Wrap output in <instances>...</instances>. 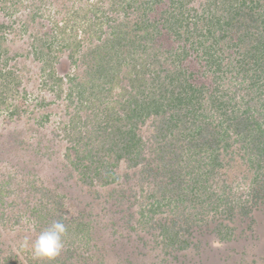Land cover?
Masks as SVG:
<instances>
[{
  "label": "rangeland",
  "instance_id": "rangeland-1",
  "mask_svg": "<svg viewBox=\"0 0 264 264\" xmlns=\"http://www.w3.org/2000/svg\"><path fill=\"white\" fill-rule=\"evenodd\" d=\"M16 1L0 0V23L10 26L2 31V34L7 31L9 39L5 44L2 42L0 62L4 72L12 69L18 76L11 85L0 83L5 101L0 105V255H16L24 264H31L29 258L43 260L33 254L31 243L54 221H61L66 226V234L63 250L55 258L57 264H264V188L260 186L259 195L254 196L258 204L251 203V191L259 186L254 182L257 172L243 143L234 142L235 136L227 155L229 165L218 174L232 188L228 194H235L229 200H240L250 208L251 213L246 217H240L239 212L234 219L227 217L230 211L211 213L205 222L193 225L189 232L180 231L185 220L180 218V212L175 213L167 205L172 189H160L162 178L146 171L148 167L144 165L129 168L122 162L112 169L118 180L111 185L105 186L97 180L90 185L85 181L83 167L78 170L73 164L77 160L75 149L82 156L87 151L85 148L98 150L102 140L100 131L96 133L97 128L102 125L108 133L112 130L108 127L112 117L105 111L124 113L122 106L127 105L129 95L120 86L129 84L132 68L126 63L132 60L123 56L122 65L113 64L122 84L114 85L113 89L108 86L103 93L93 90L91 97L85 95L83 100L74 96V102L70 103L68 76L77 74L78 81L87 80L81 63L74 67L70 50H59L65 40L55 43L49 53L45 49L40 59L33 53V44L39 36L46 40L50 33V37H65L74 45L77 36L70 27L78 22L81 32L87 30L82 24L94 20V13L88 9L97 0H18L16 11L12 9L8 17L2 8H10ZM33 6L42 8L35 23L29 22ZM163 8L159 7L158 12ZM75 11H80L78 17ZM106 16L115 17L114 23H110L114 25L123 20L124 14L106 13ZM101 20L105 39L112 30L105 17ZM134 20V14L126 19L129 23L126 30L133 29ZM58 24L69 29L64 33ZM86 46H92L91 40L85 41ZM178 46L165 35L158 39L153 51ZM182 63V67L194 73L189 81L199 88L229 90L240 98L244 96L245 100L249 98L247 93L253 97V90L235 93L237 84L242 82L237 72L214 79V71L201 69L205 63L196 61L195 54ZM53 76L63 79L62 83ZM86 83L88 87L92 85L90 81ZM15 110L18 112L11 114ZM158 122L153 117L138 127L146 143L145 154L151 158L156 155V144L151 137ZM83 132H88V137L80 140ZM92 134L94 137L90 138ZM171 139L172 135L165 143ZM173 143L179 145L174 140ZM99 155L104 160L109 156L104 152ZM89 162L84 165L89 166ZM89 175L93 174L88 169L85 176ZM217 180L218 177L213 182ZM163 227H168V231ZM177 233L182 240H187L184 250L166 242Z\"/></svg>",
  "mask_w": 264,
  "mask_h": 264
},
{
  "label": "trees",
  "instance_id": "trees-1",
  "mask_svg": "<svg viewBox=\"0 0 264 264\" xmlns=\"http://www.w3.org/2000/svg\"><path fill=\"white\" fill-rule=\"evenodd\" d=\"M18 3L17 0L10 8H2L7 11L8 17L12 9L16 11ZM91 3L88 12L94 13V20L82 24L88 29L81 32L78 22L70 27L77 36L74 45L65 37H50V33L46 40L39 36L33 44V53L40 59L41 54L45 55V49L49 53L55 43L65 40L59 50H70L69 57L74 67L81 63L87 77L85 81H90L92 85L88 87L89 83L82 79L78 81L77 74H70L71 86L67 92L70 103L74 102V96L83 100L85 95L91 97L94 91L103 93L108 86L113 89L114 85L121 83L113 64L122 65L120 59L124 60L123 56L132 60L126 63L132 68L129 84L120 86L129 95L127 105L122 106L124 113L105 111L108 117H112L108 125L112 130L108 133L102 125L97 128L96 133L100 131L102 140L98 150L85 148L87 151L82 156L80 150L75 149L77 160L73 164L78 170L83 167L85 181L91 185L97 180L107 186L118 180L112 169L122 162L129 168L147 166L146 171L162 178L158 185L160 189H172L169 190L167 205L177 211L175 213L180 212V218L185 220L180 231L189 232L193 225L203 222L211 213L230 211L227 217L232 219L238 212L240 217L248 216L251 213L248 205L240 200H229L235 194H228L232 188L218 173L229 165L227 155L235 136L234 142L243 143L246 155L256 169L254 182L257 181L259 186L252 189L250 202L258 204L254 196L259 195L257 189L260 190V186L264 188V0H97ZM159 7L164 8L158 12ZM41 10L33 6L29 22L35 23ZM79 12L75 11L76 17ZM101 13L112 30L105 39ZM106 13H123L124 17L119 23L111 25L115 17H108ZM133 14V29L126 30L129 25L126 19ZM58 25L64 33L69 29L63 24ZM7 27L10 26L6 22L0 23V48L2 42H8L7 31L2 34ZM165 35H169L179 46L153 51L158 39ZM94 39L100 42L96 44L92 41ZM88 40H91L92 46L84 47ZM194 54L196 61L205 63L201 69L214 71V79H220L221 74L237 72L242 82L237 84L235 93L253 90V97L247 93L249 98L245 100L244 96L240 98L229 90L221 91L209 86L199 88L192 84L189 80L193 79L194 73H190L188 67H182V62ZM2 56L0 52V60ZM2 66L0 62V83L8 86L16 82L18 76L15 71L4 72ZM53 79L63 81L55 76ZM1 96L2 93L0 105H4ZM17 112L15 110L11 114ZM153 117L159 120V124L151 137L156 144V155L151 158L145 154L146 143L138 133V127ZM87 133L83 132L80 140L88 137ZM170 135L172 142L165 143ZM93 137L92 134L90 138ZM101 152L109 156L104 160L97 156ZM88 160L89 166H85ZM88 169L93 175L85 176ZM188 210L191 211L188 213ZM40 224L43 226L42 220ZM163 228L168 231V227ZM166 242L168 245H179L182 250L188 246L187 240H182L179 233ZM29 259L31 264H57L56 259ZM0 264L24 263L16 255H0Z\"/></svg>",
  "mask_w": 264,
  "mask_h": 264
},
{
  "label": "clouds",
  "instance_id": "clouds-1",
  "mask_svg": "<svg viewBox=\"0 0 264 264\" xmlns=\"http://www.w3.org/2000/svg\"><path fill=\"white\" fill-rule=\"evenodd\" d=\"M65 234V224L61 221H54L48 228L41 231L35 241L31 243L33 254L37 258L55 259L63 250ZM25 244H28L27 238H25Z\"/></svg>",
  "mask_w": 264,
  "mask_h": 264
}]
</instances>
